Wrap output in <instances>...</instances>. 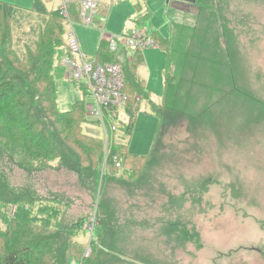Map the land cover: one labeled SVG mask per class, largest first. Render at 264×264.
I'll list each match as a JSON object with an SVG mask.
<instances>
[{
    "label": "rangeland",
    "instance_id": "rangeland-1",
    "mask_svg": "<svg viewBox=\"0 0 264 264\" xmlns=\"http://www.w3.org/2000/svg\"><path fill=\"white\" fill-rule=\"evenodd\" d=\"M2 1L20 5L18 2L27 0ZM43 1L49 12L59 4V0ZM98 2L106 7L100 13L106 19L104 26L99 20L85 25L78 15L72 16L82 53L88 60L104 62L109 59L105 55L111 38L131 36L143 28L159 45L142 51L125 46L115 58L126 66L129 96L120 114V131L110 132V142L126 144L114 155L120 158L121 167L101 165V151L96 155L99 147L94 141H87L88 154L79 150L77 154L75 150L70 153L63 148L64 158L44 163L41 159L48 157L37 149L35 161L28 159L27 164L23 161L26 151L33 153L32 145L17 140L10 146L0 145V256L7 248L5 240L15 241L11 232H15V218L22 214L20 209L15 212V208L22 202L24 206L29 204L30 209H25L28 214L24 215L28 222L34 219V224L35 217L46 219L53 212L60 229L83 218L87 228L94 222L96 231L100 230L98 246L93 248L92 258L86 264H94L100 254L101 264H115L117 257L133 255L138 260L145 256L169 260L171 255L185 264H254L240 257L246 256L241 251L231 250L242 240L241 235L249 233L248 224L243 221L248 216L240 215L241 209L264 210V0H241V5L239 0H203L191 6L190 0ZM182 3L189 8L185 12L180 9ZM198 6L212 10L211 28L224 22L234 81H228L223 93L216 94L208 103L189 105L188 113L181 105L160 126L152 103L161 104L165 96L167 58L162 38L174 36L176 41L182 36L178 26L173 33L176 24L194 28ZM27 14L21 12L8 19L7 29L17 35L16 47L22 48L33 39L37 24ZM146 15L148 19H144ZM203 20L206 22L207 18L201 15L200 21ZM69 29L65 25V41ZM187 33L186 30L184 34ZM102 47L105 50L100 54ZM59 49L54 66L59 108L67 111L77 102L88 108L91 98L64 77L65 68L60 63L64 47ZM19 52L22 55L23 51ZM15 54L11 52L17 58ZM135 55L139 57L136 61L132 59ZM171 72L178 75L176 86L182 80L186 85L175 62ZM136 80L141 94L131 88ZM129 110L133 111L132 119ZM85 112L88 118L82 123L83 133L103 139L105 144L103 128L92 122L86 109ZM129 127L131 136L121 139L122 129ZM182 174L188 182L180 178ZM39 200L55 204L43 209L36 205L32 211L31 204ZM30 225L27 228L21 222L17 241L31 237ZM87 230L80 232L78 238L86 248L82 258L88 257L87 249L92 246ZM166 232L171 239L175 238V248L165 244ZM130 238L135 239V246H129ZM252 240L256 238L250 237L246 243ZM24 242L21 248L27 244Z\"/></svg>",
    "mask_w": 264,
    "mask_h": 264
},
{
    "label": "trees",
    "instance_id": "trees-1",
    "mask_svg": "<svg viewBox=\"0 0 264 264\" xmlns=\"http://www.w3.org/2000/svg\"><path fill=\"white\" fill-rule=\"evenodd\" d=\"M202 1L190 0L189 5H197ZM182 5L183 7L180 9L183 12L189 9L184 3ZM44 7L43 0H35L30 9L0 0V145L2 147L10 146L13 140L32 145L29 148L33 153L26 151L27 157L23 161L24 164H27L26 160L28 159L35 161L37 149L45 152L48 157V160L41 159L44 163L64 158L63 148L70 153L75 150V153L80 151L88 154L87 141H94L99 147V150L95 151L96 155L101 151L99 163L104 166L113 167L115 165L116 167V161L120 158L114 155L116 152H121L120 149L124 148L126 144H122L123 142L118 144L111 140L106 155L103 139L84 134L82 131V123L87 120L86 108L82 103L73 104L67 111H62L59 108L54 66L55 56L60 52L59 48L64 47L63 53L65 52L66 22L57 8L49 12ZM69 7L73 17L78 15L79 7L77 5L73 4ZM198 7L200 10L196 15L197 20L194 28L173 25V33L175 26H178L177 29L182 36L176 41L174 36L162 38L166 44L163 50L167 58L165 96L161 104L152 103L153 112L158 118L160 126L166 124L171 118V113L178 111L181 105L184 104L182 107H185V112L188 113L189 105L208 103L213 96L223 93L228 81H234L230 45L225 43L229 41L226 40L227 37L224 33L226 30L224 22L220 21L217 26L211 28L212 10ZM21 12L28 13L26 16L29 17L27 18L37 24L35 30L33 29V36H31L33 39L30 42L26 41L22 48L16 47L14 36L17 35L14 31L10 32L7 29L8 19L19 16ZM201 15L207 18L206 22L200 21ZM144 19H147V16ZM38 24L41 25L40 28ZM186 30L188 31L187 36L184 34ZM8 46H11L12 49L9 50ZM104 50L105 48L102 47L98 53L101 54ZM12 51L17 53V55L15 54L17 58L11 55ZM19 51H23L22 55ZM105 56L109 58L107 60H113V55L106 53ZM138 58L135 55L132 59L136 61ZM174 62L178 64V69H181L180 75L186 79V85L182 84L184 82L182 80L176 86L178 75L175 76L171 72ZM131 88L141 94L137 80L132 82ZM129 111L130 118H134L133 111ZM92 122L96 124L95 121ZM129 129L130 127L122 129L121 139H124V136H131ZM80 138L86 142L82 143L83 140ZM13 148L19 149L16 146ZM128 155L131 154L128 153ZM121 159L124 161L123 156ZM91 166H93V162ZM50 204L54 205L55 203L49 200H39L33 202L31 208L33 211L35 206L39 205V208L43 209ZM18 209L22 214H18L15 218L16 226L12 225L15 232H11L15 241L5 240L7 248L0 256V264H73L74 261L86 264L92 258L93 248L96 249L98 246L99 230L97 228L91 242V254L87 258H82L86 248L79 244L78 238L87 224L85 218L73 223L69 228L61 227V231L60 223L55 222V217H52L54 212L50 217L47 215L46 219H41L44 220L41 225L40 216L35 217L36 224H34V219H32V223L28 222L24 213L28 214L25 209H30L29 204L24 206L22 202H18L15 212ZM21 222H24L26 224L24 227L27 228L32 224L33 232L29 239L23 237L17 241V232H19ZM1 236L8 239L4 234ZM27 241L31 243L28 244ZM23 242L27 244L21 248ZM82 247H84L83 250ZM100 255H97L94 264H101Z\"/></svg>",
    "mask_w": 264,
    "mask_h": 264
},
{
    "label": "built area",
    "instance_id": "built-area-1",
    "mask_svg": "<svg viewBox=\"0 0 264 264\" xmlns=\"http://www.w3.org/2000/svg\"><path fill=\"white\" fill-rule=\"evenodd\" d=\"M77 5L78 20L85 25H93L97 20L103 23L106 19L101 16L106 11V7L98 0H59L57 10L65 19L66 25L70 27L66 34V48L61 59V64L65 68V78L76 84L84 95L92 100V105L86 108L87 115L91 116L96 125L103 128L105 139V152L109 151L110 132L120 131V114L125 110L127 94V72L126 66L116 61L118 52L123 51L125 46H129L137 51L145 48H156L158 43L150 38L143 28L131 36H116L111 38L106 48L108 53L113 55V60L104 62L88 60L82 53V49L74 29V22L70 12L71 5ZM102 11V12H101ZM101 13V14H100ZM107 155V154H106ZM116 166L121 167L120 161H116ZM87 226V225H86ZM91 242L95 236V223L92 222L89 228ZM91 246L87 249V255L91 254ZM73 264H81L74 261Z\"/></svg>",
    "mask_w": 264,
    "mask_h": 264
},
{
    "label": "crops",
    "instance_id": "crops-1",
    "mask_svg": "<svg viewBox=\"0 0 264 264\" xmlns=\"http://www.w3.org/2000/svg\"><path fill=\"white\" fill-rule=\"evenodd\" d=\"M34 1L35 0H27L24 2H18V3H21L20 5L17 3H12V2H8V3L14 4V5L22 7V8L30 9V8H32ZM249 1H251V0H249ZM4 2H6V1H4ZM239 4L241 5V0H239ZM146 16L148 19V15H146ZM176 25H179V24H176ZM180 25L181 26H188V25H185L182 23ZM180 178L184 179V174H182V177H180ZM186 182H188V179L185 180V183ZM189 183H191V182L189 181ZM241 211L243 213L242 212L239 213L240 215H247L248 216V217H245L243 219V221H245V223L248 224L247 227H249V233L241 235L242 240L239 239L240 242L238 241L239 243L237 245H232V247H235V249L231 250V253L241 251L246 256H243V254H241L240 257H245L246 262L251 260V261H254V264H264V210L262 212V209L249 210L248 208H243V209H241ZM224 213H226V212H224ZM99 234H100V230H99ZM165 234H167L164 237L165 238V241H164L165 244L168 245V247H174L175 248V246H176L175 238L171 239L168 236V235L171 236V234H169L167 232ZM250 237H255L256 240H252L250 243L247 244L246 239H248ZM134 241H135L134 238H130L129 246H135ZM167 241H169V244L167 243ZM245 243H246V245H243ZM146 244H147V242L145 243V246H146ZM125 257L126 256L117 257L115 259V264H185V261H176L175 258L171 255L169 257V260H166L165 258H163V259L160 258L159 260H157L156 258L151 257V256H145L144 258H142V260L136 259L134 255L133 256H127L126 258ZM198 263L199 262H196L195 264H198ZM251 264H253V263H251Z\"/></svg>",
    "mask_w": 264,
    "mask_h": 264
}]
</instances>
